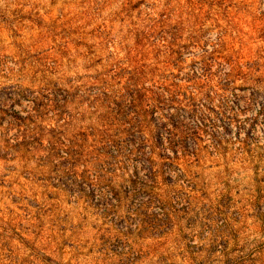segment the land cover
<instances>
[{
	"label": "rangeland",
	"instance_id": "374dc122",
	"mask_svg": "<svg viewBox=\"0 0 264 264\" xmlns=\"http://www.w3.org/2000/svg\"><path fill=\"white\" fill-rule=\"evenodd\" d=\"M0 264H264V0H0Z\"/></svg>",
	"mask_w": 264,
	"mask_h": 264
},
{
	"label": "trees",
	"instance_id": "16d2710c",
	"mask_svg": "<svg viewBox=\"0 0 264 264\" xmlns=\"http://www.w3.org/2000/svg\"><path fill=\"white\" fill-rule=\"evenodd\" d=\"M174 101H176V100H174Z\"/></svg>",
	"mask_w": 264,
	"mask_h": 264
}]
</instances>
